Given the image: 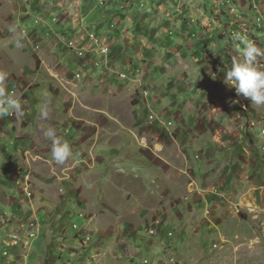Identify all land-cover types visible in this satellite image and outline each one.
Masks as SVG:
<instances>
[{"label":"rangeland","instance_id":"obj_1","mask_svg":"<svg viewBox=\"0 0 264 264\" xmlns=\"http://www.w3.org/2000/svg\"><path fill=\"white\" fill-rule=\"evenodd\" d=\"M151 2L147 6L148 1L145 0L136 11L132 10L131 4L128 7L125 4V9L121 4L120 11L114 13L124 21V25L118 32L110 33L115 36L113 48L121 56L130 58L122 60L133 65L130 67V79L113 78L110 82L101 81L100 76H91L86 81L75 82L78 90L76 95L64 93L66 97L70 94L68 101L78 103L79 114L96 121L92 124L94 128L102 126L100 131L105 133L103 140L108 145L120 147L124 155L122 157L116 154L115 149H108V155L95 154L91 157L93 160H89L90 167H95L91 168L94 169L90 180L97 181L96 186L90 182L87 185L88 180L84 179L86 173L81 171L76 175L81 182L76 184V188L67 185L73 184L74 177L61 180L64 183L59 193L68 200V190H75L78 199L75 208L78 206L77 210L80 211L79 207L84 206L81 212L91 220L87 230L91 240L87 243L78 240L81 249L88 252L96 240L92 256L87 258L88 263L85 264H122L118 263L124 260L122 256V259L118 257V248L125 246L123 251L124 256H127L134 254L131 251L134 246L138 249L146 245H150L149 250L144 254L141 252L139 257L141 261L149 260V264L157 258L161 260L159 264H264V105H252L250 99L237 96L235 89L224 81L232 59H243L235 46L238 43L234 40L236 33L245 34L264 50V25L256 23L257 16L264 15V4L261 0ZM95 5L99 6L98 0L92 8ZM72 11L67 12V15L76 14ZM34 14L37 13L29 1L0 0V74L5 77L0 80V88L10 85L15 79L25 89L35 88L40 80L43 87L54 84V81L59 82L57 78H46V75L45 78L36 77L33 71L36 57H47L49 63L55 66L60 59L55 60V55L58 57L59 53L66 51L64 48H68L65 41L62 43L54 34V30L58 31L54 25L47 28L51 39L40 40L39 33L34 32L37 26ZM112 14L108 13L109 20L114 17ZM142 17H148L147 24L141 22ZM33 19L36 24H32ZM117 24L121 25L120 22ZM167 33L171 36L170 41H164ZM62 44L65 45L63 48ZM77 46L82 48V44ZM142 55L139 60L138 57ZM256 66L264 70V57H258ZM75 79L79 80L76 76ZM88 87H99L100 90H94L89 93V97L81 100L85 92L80 95V90ZM14 88L12 86L5 92L11 95ZM145 88L151 92L148 100L143 96ZM41 95L37 97L36 92H31L29 97L36 100L35 96L40 98ZM65 96L62 100L67 102ZM154 100L160 104L156 110H152ZM82 101H87L86 104H91L93 109L83 106ZM127 105L130 111H136L138 119L141 118L140 126H134L133 132L139 136L138 147L148 152H141L140 160L156 168H171L166 178L163 177L164 171L151 174L155 185L151 189L146 188L145 179L148 177L138 172L128 173L127 178L118 170L117 174L113 173L115 166L123 165V160L128 165L134 164L133 159L138 158L130 150L138 149L135 146L136 137L129 134L131 121L125 115H121V121L114 119L117 117L115 111H122ZM101 109L107 116L102 124L100 116H94V113L102 115ZM152 113L161 117V120L150 123L148 116ZM168 116L175 119L170 133L178 143L161 125V121L168 119ZM14 117L17 115L10 116ZM121 125L127 129H119ZM122 136L123 140L129 141L130 146L123 145L126 141L119 140ZM161 138H165L169 148L157 145L158 140L163 143ZM28 149L32 152V146ZM124 151L128 152L127 155ZM80 153L79 160L76 159L79 152L73 151L70 155L73 172L80 161L85 164L82 169H90L89 165L86 166L88 159L82 161L83 153ZM182 153L187 157H180ZM28 157L33 158L30 155ZM104 157L106 160H103ZM101 175L106 180L99 184ZM163 180L172 183L171 191L167 190L170 189L169 183ZM85 189L86 193H82ZM69 192L72 195V191ZM201 193L204 197L211 195L213 200L197 205L196 197ZM91 197L98 201L93 202ZM101 198L103 204L100 203ZM90 204L95 216L89 215L91 211H85ZM39 209L35 212L38 217H46L47 213ZM75 210L71 216L65 215L71 234L77 232L73 228L74 224L81 229L89 222ZM100 210L105 215L99 213ZM36 217L29 224H36ZM124 224L133 225L131 232L136 234L134 246L124 239L122 242L124 237L120 232ZM158 225L160 233L151 235L148 230ZM55 227L50 225V228ZM138 230L140 235L137 234ZM78 235L83 239V234ZM101 237L104 244L100 241ZM1 240L0 236V247L4 245ZM36 241L37 238L28 248L26 241L9 247L10 251H19L22 255L20 257L10 259L9 256H3L11 260L9 264H31ZM157 245L163 247L164 252L161 253ZM0 264L5 263L1 260Z\"/></svg>","mask_w":264,"mask_h":264},{"label":"crops","instance_id":"obj_2","mask_svg":"<svg viewBox=\"0 0 264 264\" xmlns=\"http://www.w3.org/2000/svg\"><path fill=\"white\" fill-rule=\"evenodd\" d=\"M26 1H29V3L34 6L37 13L34 14V19H37V24L35 23L34 19L32 24L37 25L34 32L35 34L39 33L40 40H42V38H48L49 40L51 39V33L47 30V28H50L54 25L58 29V31L54 30V34L57 35L62 43L63 41L66 42L69 37H74V40H77V44L79 45L82 44L83 39L84 41H93L90 37V34H87L85 32V28L88 27L91 29L90 33L96 32L100 35L99 36L97 34L99 39L102 40L103 44L112 46V54L110 55L108 61L109 63L107 64L105 63L106 59L104 58L103 54H101L97 49L90 47L91 44L89 42L85 43L87 47H90V49L85 53L84 57H79L76 51L73 49L64 48L66 50L65 52L59 53L58 57L55 55V60L57 58H60L56 63L54 62L55 66H52L49 63L47 57L43 58L42 56H39L35 59L36 66L33 70L36 77L45 78L46 75V78H57L59 82L53 80L54 84L50 86H44L47 89L43 87L41 80L33 89H25L22 83L17 79H11L12 81L10 82V85H4L3 88L5 89V91L12 86L17 88L18 92L16 99L20 102L22 110L21 113L17 115V117L10 118V116H7L0 118V189L2 191L0 195V224L2 226V229H0V236L2 239L1 242H4L5 239L8 238L7 236L9 235V233H11L12 230L18 229V225L25 223V221L34 219L33 217H38V213L35 212H38V209L40 208L47 213V216L39 218L41 221V228L39 236L37 237V244L36 242H34L36 246L33 248L34 252L32 254V261L30 263L85 264L88 263V259L92 256L91 254L95 249L94 246L96 244V240H94V242L92 243V248L90 247L91 249L89 250V252L87 250L83 251V249H81V245L78 242L79 239L81 241H83V239L79 237L77 232L75 234L70 233L66 224L67 218L65 217V215L69 217L71 216V213H73V210L76 209L75 211H78V206L77 208H75V206L78 205V199L77 195L74 194L75 190L73 189L68 190V194L70 195L67 197L68 200L66 199V197H64L63 194L59 193V189L63 187L64 183H62L61 180H71V178L74 177L73 184L67 185L69 186V188H71V186H73V188H76V184L81 183L77 178L78 173L81 171V173H86L84 179L88 180L87 185L90 182L91 184L96 186L97 181L90 180L91 171L94 169L91 168L95 167H90L89 160H93V158L91 157L95 156V154H101V156H103L104 154L108 155L110 154L108 149H115L117 151L116 154L121 155L122 157L124 155L122 154V151L119 150L120 147L118 148L117 145H108L106 143V140H103L102 136H104L105 133H101L100 131V129L102 130V126H100L99 129L94 128L92 124L93 122L96 123V121L89 116L86 118L84 117V115L82 116L81 114H79L77 112V108L79 106L76 105L78 103L75 104L68 101V99L71 97L70 94L76 95V93L78 92V90L76 89L77 85H75L76 81H86L87 77L100 76L101 81L109 80L111 82L113 78L120 79L119 75L115 73L116 70H119V72L128 71L130 74V67L133 66L132 63L126 64V62H122V60L125 61L128 56H121L122 54L118 53V51L113 48V45L115 43V36L111 35L110 33L118 32L117 30H120L119 28L123 27L124 25V21L120 20L114 13H118V11H120L119 8H121V4H124L127 1H131L130 4L133 6L132 10L136 11V9L139 8L140 4L144 3L145 0H109L106 5H95V8L92 7H94L96 0H88L87 3H85V0ZM146 1H148L147 6H150L152 4V0ZM261 2L264 4V0H261ZM71 6L73 8H71ZM70 11L76 12V14L71 13V15L68 16L67 12L70 13ZM108 13H113L112 15H114V17H112V19L110 20ZM57 17L59 19V22H56L55 20ZM137 17H140L138 13ZM147 18L148 17H142L141 22L147 24ZM107 19L109 20V22ZM104 22L107 23L104 24ZM119 22L121 23V25L117 24ZM166 36L164 37V41H170V34L167 33ZM174 38H177V36H175ZM64 44L61 45V48L65 46ZM55 53H58V51H56ZM95 53L97 54L94 55ZM93 55L95 57H92ZM89 57H91V60H88ZM141 57H143V55L138 57L139 60H141ZM54 58H51V60H53ZM92 64H94V66H92ZM101 66L105 69L101 68ZM79 71L85 74L84 78L81 80L75 79V75ZM97 80L98 79H95V81ZM121 84L123 83L121 82ZM112 85L114 87H117V85L113 83ZM120 86L122 87V85ZM96 89L97 91L100 90L99 87H96L94 89L92 87H88L87 89H83L82 91L80 90V95L85 92V95H82L81 100H85L84 98L89 97V93L91 94V92ZM31 92H36L37 97L41 94L42 95L40 98H36L35 96L36 100H34L33 97H29V94ZM50 92H54L56 94L51 95L49 94ZM64 93H70L68 95L69 97H66ZM11 95H13V90H11ZM97 95L99 96L100 94L98 93ZM64 96L65 98H67V102H64L62 100ZM86 103L87 101H82L81 104L85 107L93 109V106L91 104ZM131 106L132 105L130 104V107ZM130 107L127 105L121 109L122 111H115L117 117H114V119H116L117 121H121V119H123L121 115L127 116L128 120L132 123V126L128 128L130 131L129 134H134V136L136 137L135 146L138 147L139 144L137 142V139L139 138V136L135 132H133V127L140 126L141 121H139V117L136 116V111L134 109H131L130 111ZM42 108L46 109L48 112V116L46 119L41 117ZM100 111L102 115H100V113H94V116H100L102 124L103 120L106 121L107 116L102 109ZM95 112H97V110H95ZM80 121H82V123H79L78 125L77 123ZM50 127L55 130L56 135L60 137L62 141H66L69 144V148H71V155L73 151L75 153L79 152L78 157L76 158L77 160H79V157H81L80 152L83 153L82 161L86 162L88 159V162H86V166L89 165V170L88 168L82 169L83 167H85V164H81L80 161L78 163L77 169L75 168L73 172V167L70 163V159L72 156L69 157L63 164H57L52 160L51 141L46 139L44 135V131ZM119 129L126 130L127 127L121 125ZM105 132L108 133V130L105 129ZM184 135L185 134H183V136ZM188 135L189 134H187L186 136ZM170 136L173 138L175 143H178L177 141H175V138L172 134H170ZM124 138H127V136H124ZM161 139L163 140V143L159 142L160 140H158L157 145L162 147V144L165 148H169L170 146H167V141H165V138ZM119 140L126 141L123 142V145L127 144L130 146L129 141H127L126 139L123 140V136ZM30 146H32V152H30V150L28 149ZM12 149H14L13 153ZM130 150H132L133 156L136 155V157H138L136 158L137 160L133 159L134 164L128 165H125L123 160V165L115 166V168L113 169V173L117 174L116 171L118 170L122 176H125V178H127L126 175H128V173L133 172H138L144 177L147 176L148 178L145 179V182L147 183L146 188L148 189L155 187V185H153L154 179L151 175L153 174V172L164 171L163 177H167V173L171 168H156L154 165L147 163V161L140 160L141 152H148L147 149L141 151V148L138 147L137 150L136 148H132ZM130 150L128 152H130ZM128 152L124 151L125 155H127ZM29 155L33 158L30 159V157H28ZM179 156L187 157V155H184L183 153ZM103 160H106V158L104 157ZM16 168L24 169V173L28 178L25 187H20L21 192L19 191V186L17 184L18 179L14 180L15 178L13 176L14 170ZM66 171H68V174L66 173ZM5 173L7 174V176H5ZM102 177L103 175H101L99 178V184L101 181L106 180H103ZM164 182L169 183L170 189L167 190L171 191L172 183H170L169 181ZM28 190H32L34 192L32 197L27 196ZM69 191H72V195ZM209 192L210 191H208V193ZM82 193H86V189L83 190ZM96 195L98 196L99 192ZM204 196L205 195L201 193V195H198L196 197L197 205L200 206L206 204V202L210 203V200H213V197L211 195H208V197L206 196L207 198ZM90 199H93V202L98 201V199L95 197H91ZM100 203H104L102 198L100 199ZM91 205L92 204H90L85 211L88 213L89 211H91L89 215L91 216L92 214L93 216H95L96 213L95 211H93V207ZM83 208L84 206L79 207L80 211H78V213L80 215H82L81 210ZM95 210H97V208ZM99 213H103V215H105L103 210H100ZM82 217L86 219V222L89 221L87 224L90 227L91 220L88 219L85 214ZM51 224L52 226L56 227L50 228ZM12 227L14 228L10 230V228ZM131 227L133 228V225L130 226L124 224L120 234L124 237L122 238V242H124V239L126 242H130L131 246H134V237L136 236V234H133L131 232ZM139 232L140 231L138 230L137 234H139ZM100 241L103 244L105 243L102 237ZM149 246L150 245H146L145 248L138 247V249H135L134 246L133 250H131L130 248V250L134 254H128L127 256H124L125 252L123 250L125 246H119L120 248H118L117 251V254H119L118 257L121 258L122 256L124 260L118 263L123 262L122 264H144L143 260L141 261L139 256L142 253L144 254L145 251H148ZM157 247L160 249L161 253L162 251L164 252L163 247H159L158 245ZM0 248L2 249H0V261L3 260L5 264H9V261L11 260H7L3 256L4 245H2V247ZM82 248H84V246H82ZM18 256H22L19 251H12L9 258L15 259V257ZM84 258L86 259L85 262H83L85 260ZM160 261V258H157L151 261V264H159L158 262Z\"/></svg>","mask_w":264,"mask_h":264},{"label":"clouds","instance_id":"obj_3","mask_svg":"<svg viewBox=\"0 0 264 264\" xmlns=\"http://www.w3.org/2000/svg\"><path fill=\"white\" fill-rule=\"evenodd\" d=\"M234 40L238 41L235 46L243 59L238 60L235 57L232 59L231 67L226 71L224 81L230 88L235 89L237 96H243L246 99H250L252 105H264V70H260L256 66L258 57H264V50L260 49L253 41L248 39L245 34L236 33L234 35ZM110 47L112 48L111 45ZM121 73H127V79H130V74L128 71H122ZM4 78V75L0 74V80ZM120 79L122 78L120 77ZM147 90L149 91V89ZM149 93V96L143 95L147 100L151 95L150 91ZM157 102L158 101L155 102L152 110H156L158 107H160V104ZM236 102L238 101H232V103ZM21 110L22 106L20 102L13 96L7 94L3 88H0V118L14 114L19 115ZM159 110H161V108H159ZM47 116V110L42 108L41 117L46 119ZM157 117L159 116L157 115ZM159 118L161 119V117ZM157 120L159 119L157 118ZM165 120L167 119L165 118ZM139 121H141V118ZM161 125L163 126L162 122ZM173 127L174 125L169 128L173 129ZM163 129L168 130L169 135L171 134L170 129H167L165 126H163ZM44 135L46 139L51 141L52 160L57 164H63L71 155L69 144L66 141H62L61 138L56 135L55 130L51 127L44 131Z\"/></svg>","mask_w":264,"mask_h":264},{"label":"built area","instance_id":"obj_4","mask_svg":"<svg viewBox=\"0 0 264 264\" xmlns=\"http://www.w3.org/2000/svg\"><path fill=\"white\" fill-rule=\"evenodd\" d=\"M109 0H98V3L100 6H104L107 4ZM126 4V6L128 7L130 5V1H127L126 3L122 4V8H124V5ZM125 9V8H124ZM56 22H59L58 17L55 19ZM256 23L258 25H264V15L263 14H259L257 16L256 19ZM85 28V27H84ZM85 32L87 34H90L91 29L86 27L85 28ZM89 42L91 44L90 47H93L95 49H97L101 54H103L105 56V63H109V58L112 52V48L110 47V45H105L102 43L101 39L98 40H93V41H84V39L82 40V48H75L74 47V37H69L66 42L65 45H67L68 48L73 49L76 51L77 55L79 57H84L85 53L87 51H89L90 47H87V45L85 43ZM116 73L120 75V77L122 79H127L128 78V74L127 73H121L119 72V70H116ZM83 78H79V80H81ZM17 88L15 87L13 89V97L16 98L17 97ZM146 92H149L147 89H143V93L146 96ZM158 103V102H157ZM159 104V103H158ZM13 116V115H11ZM157 118L159 120H161L159 117H157V115L155 113L150 114L149 116V121L152 123L155 120H157ZM174 121L175 119H173V117H169L167 120L161 121L163 126H165L167 129H170L173 125H174ZM170 127V128H169ZM264 133V130L263 132ZM3 169H4V165H3ZM14 180L18 179V186H19V190L20 187H25V184H27L28 178L27 175L24 173L23 169H18L16 168L14 170ZM1 189H0V195H1ZM63 215V214H62ZM81 216H84L83 213ZM158 224V223H156ZM18 229H14L11 231V233H9L8 238L4 241V246H5V250L3 252V254L5 256H11V252L9 247H11V245H16L17 243H20L21 241H26V245L27 248L29 247V245L31 244V242L36 239L39 236L40 233V228H41V221L39 219V217H36V224H29V221H25V223L18 225ZM74 227H79V225H73ZM89 225L86 224L85 227L82 228V231L86 234V241H83L84 243H87L89 240H91V236L90 234L87 232ZM148 232L151 235H157L158 233H160V226H153L152 228H150L148 230ZM29 256V255H28ZM144 264H149L150 261L147 259L143 260Z\"/></svg>","mask_w":264,"mask_h":264},{"label":"bare ground","instance_id":"obj_5","mask_svg":"<svg viewBox=\"0 0 264 264\" xmlns=\"http://www.w3.org/2000/svg\"><path fill=\"white\" fill-rule=\"evenodd\" d=\"M64 1H67V0H64ZM90 37L92 38V40H98L99 39V37H98V35L95 33V32H92V33H90ZM78 44H77V40H74V47L75 48H79L78 46H77ZM84 71V70H83ZM84 73H82V72H78V73H76V77L77 78H84ZM87 75H89V74H87ZM149 92H146V96H149ZM27 195L29 196V197H32L33 196V192L32 191H28L27 192ZM80 215V214H79ZM84 215V214H83ZM32 224H34V223H32ZM74 225H77V224H74ZM74 229L75 230H77V233H79V234H83V241H86V234L82 231V228L80 229V227H74ZM76 232V231H75ZM19 243H17L16 244V246L18 245Z\"/></svg>","mask_w":264,"mask_h":264},{"label":"trees","instance_id":"obj_6","mask_svg":"<svg viewBox=\"0 0 264 264\" xmlns=\"http://www.w3.org/2000/svg\"><path fill=\"white\" fill-rule=\"evenodd\" d=\"M103 56H104V55H103ZM104 58H105V56H104ZM104 60H105V59H104ZM158 234H159V233H158ZM158 234H157V235H158Z\"/></svg>","mask_w":264,"mask_h":264}]
</instances>
